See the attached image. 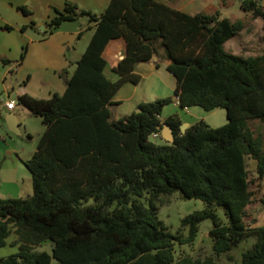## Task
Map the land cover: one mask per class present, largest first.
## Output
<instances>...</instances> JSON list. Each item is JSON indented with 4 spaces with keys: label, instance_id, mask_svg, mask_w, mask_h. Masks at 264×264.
<instances>
[{
    "label": "trees",
    "instance_id": "16d2710c",
    "mask_svg": "<svg viewBox=\"0 0 264 264\" xmlns=\"http://www.w3.org/2000/svg\"><path fill=\"white\" fill-rule=\"evenodd\" d=\"M240 7L264 19L258 0H241ZM18 9L32 14L25 5ZM55 12L45 22L50 30L87 17L93 34L64 92L18 95L46 128L24 161L33 194L0 197V246L12 233L18 243L0 264H223L176 255L177 244L194 243L208 219L216 255L256 237L238 264H264V223H247L249 205H264V48L259 54L225 48L248 21L220 10L189 13L163 0H110L100 13L66 0ZM28 27L38 30L34 20L22 29ZM119 37L127 49L112 80L103 53ZM160 47L177 80L174 96L143 101L141 110L113 118L114 95L127 81H141L136 64L158 56ZM25 53L26 47L19 62ZM176 96L182 108H225L227 122L214 127L199 120L182 132L178 113L161 118ZM163 122L174 128L175 141L150 138L160 132L163 139ZM176 191L202 199L205 207L183 217L173 233L158 204ZM47 241L51 251L39 249Z\"/></svg>",
    "mask_w": 264,
    "mask_h": 264
},
{
    "label": "rangeland",
    "instance_id": "374dc122",
    "mask_svg": "<svg viewBox=\"0 0 264 264\" xmlns=\"http://www.w3.org/2000/svg\"><path fill=\"white\" fill-rule=\"evenodd\" d=\"M264 4V0H258ZM88 8L96 13L102 12L105 7L101 4H105L106 0H83L81 1ZM199 10H208L213 12V6L219 7L222 10V16H228L232 19L242 18L245 15V19L248 21V25L252 24L250 32H244L243 37L238 39L237 42L232 43L234 50H240L243 44V51L246 54H259L264 48V19L261 17L253 18L250 13L244 12L240 7L241 0H216L211 2L210 0H196ZM4 16L15 27H21L24 25L23 14L17 9L3 7ZM28 6L35 9L32 11L33 20L38 22L37 28L43 32L42 23L49 19V16L54 14V10L51 13L48 12L47 6L44 0H32ZM10 10L7 13V10ZM22 31L19 30L18 35ZM14 32L12 35H15ZM35 33L36 32H30ZM241 34L239 32L235 37ZM234 37V38H235ZM85 40L78 44V49L83 50ZM164 50V48H163ZM0 56V197L12 198V197H27L33 194V179L29 168L25 165L24 161L31 158L36 151L39 140L45 131V125L42 122L41 117L31 113L30 109L17 102V93L13 89L17 79L19 78V66H17V59H9L11 62H5ZM8 59V58H7ZM20 61V60H19ZM18 61V62H19ZM76 64V61L75 63ZM160 69L153 75H142V79L137 86V93L140 94L147 101L154 100L158 97L174 96V86L177 83L176 77L170 72L164 61H160ZM24 82V81H23ZM15 99L17 120L20 123L18 126L19 132L11 131L7 123L6 109L7 100ZM195 110L200 111L202 114H208V119L212 124L223 125L227 120V111L225 108H216L215 112L212 110H206L202 106H191ZM137 107L133 106L130 102H126L123 105L115 106V117L122 116L136 110ZM182 107L173 102L167 104L164 107V115H170L177 111L182 112ZM210 114V115H209ZM190 117V116H189ZM193 118V117H190ZM152 139V138H151ZM162 139V138H160ZM160 139H154V141H160ZM252 167H256V161L252 162ZM164 203L159 202L158 214L160 218L167 225L169 230L176 233L182 227V218L187 214L202 209L205 207V203L199 198H187L182 195L180 191H176L171 195H164L162 197ZM250 216L247 217V223L249 227H256L264 223V205L261 202H253L249 205ZM218 213L221 217H225L223 207L218 208ZM212 227L211 220L203 221L199 226V233L194 243L176 246V255L191 254L194 257H214L223 264H238L242 259V252L251 247L256 241V237H250L243 240L238 247L228 253L216 255L213 250V240L209 235V231ZM184 233L188 234V228L184 229ZM17 235L12 233L8 239L7 244L0 246V257L6 256L10 253L18 250V243L16 240ZM51 244L49 241L45 242L39 247L41 250L51 251Z\"/></svg>",
    "mask_w": 264,
    "mask_h": 264
},
{
    "label": "crops",
    "instance_id": "0c3cea01",
    "mask_svg": "<svg viewBox=\"0 0 264 264\" xmlns=\"http://www.w3.org/2000/svg\"><path fill=\"white\" fill-rule=\"evenodd\" d=\"M30 1L32 0H0V3L3 7L17 9L20 11L24 16V19L27 20L22 23L25 25L29 24L33 20V17L31 16L32 14L25 15L20 9H18V6L25 5L29 10L35 11L34 8L28 6ZM70 1L76 2L80 8L93 11L92 8H88V6H85V4L81 2L83 0ZM163 1L189 13H195L198 11L209 12L208 10H199L200 8L197 6L198 4L196 3V0ZM210 1L213 3L216 2V0ZM44 2L47 6L48 12L51 13V11L54 10L55 14V8H63L66 0H44ZM109 2L110 0H106L105 4H101V6L103 5L102 7H105V5ZM214 8L215 10H213V12L217 10L222 12L221 8L213 6V9ZM1 9L3 8H1L0 5V56L11 60L17 59L18 56L21 57L23 50L26 47L24 59L22 62H18V60L16 64L19 66V78L17 79L15 86H13V89L16 91L17 96L23 93H29L37 98H49L54 92H64L67 86V80L71 77L76 67V64L73 63H75V61L82 56L93 34V30L87 29L89 25L87 17H80L73 21H65L54 30L47 28L43 22L42 25H45V30L51 31V33L48 34L45 31L41 32L39 29L36 30L33 27H28L26 30H23L21 27L19 28L13 26L12 23H10V21L4 16L2 12L3 10ZM12 9L7 10V13H9ZM246 13L248 12H245V14ZM54 14L52 16H54ZM242 18H245V15ZM38 24L39 23L36 21V26H38ZM6 25H10L11 28H7ZM251 29L252 24H247L246 27L240 31L241 34L238 37L235 36L239 32L225 43V48L234 53H245L243 51V44L241 45L242 49L240 50H234L231 46L233 42H237L238 39H241V37L244 36V32H250ZM19 30L22 31L20 35H18ZM32 31H37L38 35L30 33ZM14 32H16L15 35H12ZM84 40V48L83 50H79L78 44ZM126 49V40L123 37H119L112 39L104 50L103 54L107 60L104 72L112 80H116L119 77V74L114 70V67L117 66L119 61L122 59ZM155 57L149 61L138 62L136 64L135 71L141 74V76L153 75L157 72L158 68L160 69L161 60L164 61L166 67L170 62L162 47L159 48L158 56ZM139 83H134L129 80L114 95L113 101H116L117 103L111 106L113 118H120L130 113L115 117V106H120L126 102H130L133 106L138 108V105L141 102L147 101L137 93V86ZM176 85L174 86V89L176 88ZM10 100L16 102L15 99ZM6 109L8 113L12 112L15 114L16 121L18 122L16 105L13 109H8L6 106ZM215 110L217 109H213L212 112H215ZM163 112L161 114V118L164 119L169 116L164 115ZM175 113L179 114L182 123L186 122L189 126L199 120H205L214 127L219 126L212 124L209 120H207L208 114H202L200 111L195 110L194 107H186L182 109V112L177 111ZM189 116L193 118H190ZM19 125L20 123L18 122V126ZM164 140V138L160 139V141Z\"/></svg>",
    "mask_w": 264,
    "mask_h": 264
},
{
    "label": "water",
    "instance_id": "95a60500",
    "mask_svg": "<svg viewBox=\"0 0 264 264\" xmlns=\"http://www.w3.org/2000/svg\"><path fill=\"white\" fill-rule=\"evenodd\" d=\"M42 28H43V31H45L46 33H51V31L49 30H45V25H42ZM156 59V57H155ZM137 111L138 110H141V108H137L136 109ZM7 123H8V126L10 128L11 131H15V132H19V129H18V122L16 121V118H15V114L14 113H8L7 114ZM189 124L186 123V122H183L181 124V130L182 132H185L188 128ZM162 136L165 140L167 141H170V142H173L175 141V132H174V128L172 127V125L168 122H163V128H162Z\"/></svg>",
    "mask_w": 264,
    "mask_h": 264
},
{
    "label": "built area",
    "instance_id": "2783aa9c",
    "mask_svg": "<svg viewBox=\"0 0 264 264\" xmlns=\"http://www.w3.org/2000/svg\"><path fill=\"white\" fill-rule=\"evenodd\" d=\"M175 101L179 104V97L178 96H176ZM15 105L16 104H15V102L13 100H10V101L6 102V106H7L8 109L15 108ZM150 138H152V140H153V138L154 139H160L161 138V133L160 132H154V133L151 134Z\"/></svg>",
    "mask_w": 264,
    "mask_h": 264
}]
</instances>
